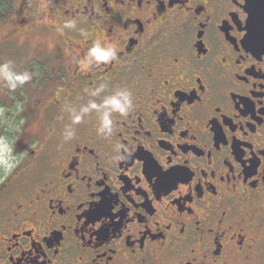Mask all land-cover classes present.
I'll return each mask as SVG.
<instances>
[{
    "label": "flooded vegetation",
    "instance_id": "af4514ba",
    "mask_svg": "<svg viewBox=\"0 0 264 264\" xmlns=\"http://www.w3.org/2000/svg\"><path fill=\"white\" fill-rule=\"evenodd\" d=\"M0 28L37 72L0 96L24 108L0 264H264V0H0ZM97 40L117 59L85 66ZM101 84L134 97L111 137L71 125Z\"/></svg>",
    "mask_w": 264,
    "mask_h": 264
},
{
    "label": "clouds",
    "instance_id": "9594fccd",
    "mask_svg": "<svg viewBox=\"0 0 264 264\" xmlns=\"http://www.w3.org/2000/svg\"><path fill=\"white\" fill-rule=\"evenodd\" d=\"M64 29L76 30L77 21L75 19L66 20L63 24ZM118 50L110 44L94 41L84 53L85 66L106 65L117 59ZM37 72L34 69L24 68L18 70L15 61L5 59L0 61V96H9L18 89L33 81ZM105 84L91 92V97L86 104L79 109H73L70 112L71 125L81 124L86 116L93 113L97 116L98 126L97 134L103 137H111L116 127L115 115L128 117L134 109V97L128 88H117L111 93L101 95L105 92ZM99 97L100 99H95ZM24 111L20 102H15L13 108L0 103V124L7 127L9 132L17 131L23 125L24 121L15 122L14 117ZM13 119H9V117ZM75 137V130L70 126L66 128L63 139L65 142ZM17 139L9 134H0V181L6 180L21 164L22 152H17ZM129 148L123 144H117L115 153L112 157L113 163L118 164L128 158Z\"/></svg>",
    "mask_w": 264,
    "mask_h": 264
},
{
    "label": "rangeland",
    "instance_id": "374dc122",
    "mask_svg": "<svg viewBox=\"0 0 264 264\" xmlns=\"http://www.w3.org/2000/svg\"><path fill=\"white\" fill-rule=\"evenodd\" d=\"M3 41H4V32H3L2 29L0 28V43H2ZM37 43H39V41L34 40V41L32 42L33 46H35V47L37 46ZM8 99H9V98H8ZM9 100H10V99H9ZM2 101L8 103V102L5 100L4 97H2Z\"/></svg>",
    "mask_w": 264,
    "mask_h": 264
}]
</instances>
